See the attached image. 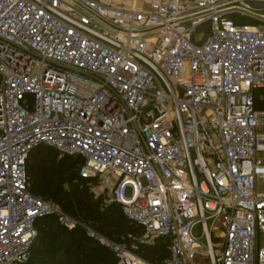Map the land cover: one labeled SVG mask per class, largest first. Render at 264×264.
<instances>
[{"label": "built area", "instance_id": "2783aa9c", "mask_svg": "<svg viewBox=\"0 0 264 264\" xmlns=\"http://www.w3.org/2000/svg\"><path fill=\"white\" fill-rule=\"evenodd\" d=\"M264 0H0V264L60 215L117 264H151L32 193L40 146L118 180L165 264H264ZM250 22V23H249ZM260 105H263L260 107ZM131 194H128V190Z\"/></svg>", "mask_w": 264, "mask_h": 264}, {"label": "trees", "instance_id": "16d2710c", "mask_svg": "<svg viewBox=\"0 0 264 264\" xmlns=\"http://www.w3.org/2000/svg\"><path fill=\"white\" fill-rule=\"evenodd\" d=\"M59 155L49 146H40L31 153L28 175L32 193L111 241L125 243L149 263L165 264L169 257L168 241L161 240L155 246L141 244L144 228L129 220L120 204H107L103 196L97 197L90 191L97 178L80 177L83 161L69 156L58 159ZM36 228L38 238L33 244L31 258L24 264L118 263L114 253L89 236L82 225L69 229L57 213L40 218Z\"/></svg>", "mask_w": 264, "mask_h": 264}, {"label": "rangeland", "instance_id": "374dc122", "mask_svg": "<svg viewBox=\"0 0 264 264\" xmlns=\"http://www.w3.org/2000/svg\"><path fill=\"white\" fill-rule=\"evenodd\" d=\"M62 156L59 155L58 159H60ZM118 179L109 173L104 174L103 176L99 177L97 182L92 184L90 186V191L97 197L103 196L105 203L109 204L112 201V186ZM128 194H131V190H128ZM164 239H158L156 241V245L159 244V242H162ZM145 246H148V244H144ZM200 264H205L204 259L198 260Z\"/></svg>", "mask_w": 264, "mask_h": 264}, {"label": "crops", "instance_id": "0c3cea01", "mask_svg": "<svg viewBox=\"0 0 264 264\" xmlns=\"http://www.w3.org/2000/svg\"><path fill=\"white\" fill-rule=\"evenodd\" d=\"M119 6L122 7H147L149 0H115Z\"/></svg>", "mask_w": 264, "mask_h": 264}, {"label": "water", "instance_id": "95a60500", "mask_svg": "<svg viewBox=\"0 0 264 264\" xmlns=\"http://www.w3.org/2000/svg\"><path fill=\"white\" fill-rule=\"evenodd\" d=\"M249 5L253 8L260 9L261 13L264 14V4L259 2H249Z\"/></svg>", "mask_w": 264, "mask_h": 264}]
</instances>
